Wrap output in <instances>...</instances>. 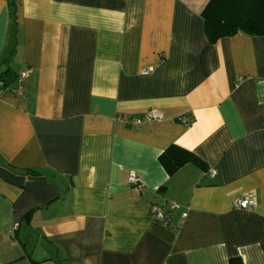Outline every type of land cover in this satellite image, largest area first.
I'll list each match as a JSON object with an SVG mask.
<instances>
[{
    "label": "crops",
    "instance_id": "obj_1",
    "mask_svg": "<svg viewBox=\"0 0 264 264\" xmlns=\"http://www.w3.org/2000/svg\"><path fill=\"white\" fill-rule=\"evenodd\" d=\"M207 1L0 0V264H264V35L209 42Z\"/></svg>",
    "mask_w": 264,
    "mask_h": 264
},
{
    "label": "trees",
    "instance_id": "obj_2",
    "mask_svg": "<svg viewBox=\"0 0 264 264\" xmlns=\"http://www.w3.org/2000/svg\"><path fill=\"white\" fill-rule=\"evenodd\" d=\"M200 14L204 20L205 34L211 43L237 32L264 35V0H208ZM12 78L13 75L6 71L1 81L7 86ZM158 160L168 174L187 162L202 165L199 158L177 145L165 149ZM239 263V260L230 261V264Z\"/></svg>",
    "mask_w": 264,
    "mask_h": 264
},
{
    "label": "built area",
    "instance_id": "obj_3",
    "mask_svg": "<svg viewBox=\"0 0 264 264\" xmlns=\"http://www.w3.org/2000/svg\"><path fill=\"white\" fill-rule=\"evenodd\" d=\"M153 70V66H147L142 70V73H148ZM28 71H22L20 73V77L26 76ZM5 90H11L13 93L17 95H22L23 91L21 86L12 89L8 86H5L2 81H0V94ZM162 118L161 112L155 109L148 110L145 114L139 117H134L131 115H122L119 116L118 119L122 121L126 126L129 127H138L143 123L154 121V120H160ZM182 122H186V117L183 116L180 118ZM208 173L213 176L215 175V170L213 168H210L208 170ZM128 183L137 191H143L145 189V184L143 180L134 172H129L128 174ZM233 205L235 208L243 209V210H249L252 209L256 205V197L253 192H247L245 194H242L241 196H238L235 198ZM178 205L175 201L170 200L168 201V208L175 209ZM150 212L154 219L161 224L165 226H169L171 230H176L179 227V224L169 225V212L165 210L164 205L161 204H152L150 206ZM186 212H183L181 214L182 218L185 217Z\"/></svg>",
    "mask_w": 264,
    "mask_h": 264
}]
</instances>
